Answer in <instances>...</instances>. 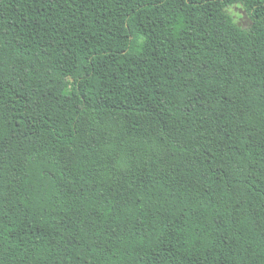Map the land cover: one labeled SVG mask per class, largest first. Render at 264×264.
Returning a JSON list of instances; mask_svg holds the SVG:
<instances>
[{
  "label": "trees",
  "instance_id": "16d2710c",
  "mask_svg": "<svg viewBox=\"0 0 264 264\" xmlns=\"http://www.w3.org/2000/svg\"><path fill=\"white\" fill-rule=\"evenodd\" d=\"M0 264H264V0H0Z\"/></svg>",
  "mask_w": 264,
  "mask_h": 264
},
{
  "label": "rangeland",
  "instance_id": "374dc122",
  "mask_svg": "<svg viewBox=\"0 0 264 264\" xmlns=\"http://www.w3.org/2000/svg\"><path fill=\"white\" fill-rule=\"evenodd\" d=\"M230 12L233 14L235 21L239 25L244 26L250 24L251 19L241 5L231 7Z\"/></svg>",
  "mask_w": 264,
  "mask_h": 264
}]
</instances>
